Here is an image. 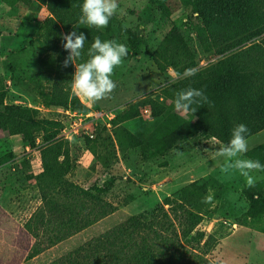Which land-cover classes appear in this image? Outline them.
<instances>
[{
  "label": "rangeland",
  "instance_id": "1",
  "mask_svg": "<svg viewBox=\"0 0 264 264\" xmlns=\"http://www.w3.org/2000/svg\"><path fill=\"white\" fill-rule=\"evenodd\" d=\"M170 1L173 4L180 0ZM116 2L112 40L125 44L129 50L128 36L134 32L143 34L145 44L141 55L123 58L122 64L114 69L111 78L116 88L108 97L92 102L72 89L88 111L116 115L129 103L183 78L169 67L158 70L146 52H154L174 27L189 39L197 53L199 68L219 59L203 54L189 24V13L179 6L171 4V14L163 17L160 8L149 0ZM49 16L40 3L29 6L18 0H0V88L6 93L7 104L36 109L38 118L54 120L58 117L55 109L40 104V92L49 91L54 79L53 57L46 53L43 43L42 27ZM193 18L195 22L202 21L197 13ZM149 117V109L145 107L136 118L119 126L136 133ZM112 132V128L103 124L98 126L91 139L95 141L94 153L86 148L84 135H74L68 141L66 156L65 179L71 184L90 195L96 194L95 188L110 185L102 195L107 203L106 217L27 260L35 240L24 224L42 207L35 178L41 172L42 143L38 138L36 146L30 148L20 137L0 130V159L9 156L0 166V264H49L123 225L132 216L158 214L156 208L165 200L184 201L202 219L182 242L185 259L170 252L159 264H264V214L256 216L251 211L243 193L248 188L246 180L238 171L221 172L223 158L215 154L221 143L215 139L189 140L165 156H158L138 141L121 151ZM262 143L264 130L247 139L248 151ZM242 158H247L246 153ZM251 175L255 184H264V171ZM207 195H212V201L202 202ZM164 211L171 216L176 229L178 223L169 206L164 205ZM40 232L44 234L43 230ZM39 241L48 239L42 236Z\"/></svg>",
  "mask_w": 264,
  "mask_h": 264
},
{
  "label": "trees",
  "instance_id": "2",
  "mask_svg": "<svg viewBox=\"0 0 264 264\" xmlns=\"http://www.w3.org/2000/svg\"><path fill=\"white\" fill-rule=\"evenodd\" d=\"M25 5L45 6L50 16L43 23V43L46 53L53 57V76L50 90L40 92V104L44 108L74 109L87 112V107L72 92L71 79L75 66L63 67L68 52L63 49L61 35L72 31L83 32L87 38L84 50L76 64L87 60V50L94 38L112 40V23L96 28L79 24L83 0H18ZM157 5L163 17L171 14L170 0H149ZM172 6L189 13V24L195 30L197 42L203 54L219 58L203 67L196 63L197 53L188 38L178 28H172L164 41L154 51L146 50L157 69L167 67L183 74L187 68H195V75L150 92L129 103L111 120L113 136L118 148L124 151L137 141L158 156H165L181 143L195 139H215L226 144L231 130L243 123L249 129L246 139L264 130V0H180ZM202 19L195 22L194 14ZM145 44L143 34L134 32L128 36L127 57H137ZM12 70V68H11ZM191 86L203 89L211 104L197 107L180 115L174 107L175 93ZM6 93L0 88V130L10 136H18L30 148L41 139V172L35 177L38 183L42 207L24 224L34 238L27 260L43 253L46 247L60 244L95 224L107 215V203L102 199L110 185L95 188L90 195L68 182L66 156L69 142L61 140L62 126L54 121L38 118L33 108L9 105ZM145 107L150 117L144 127L132 133L119 126L136 118ZM95 141L85 137L86 148L94 153ZM0 159V166L8 159ZM246 157L259 160L264 165V143L246 152ZM263 183L244 189L243 193L256 216L264 214ZM169 206L178 226L175 229L171 216L164 211ZM184 201L172 203L165 200L156 212H146L130 217L123 225L91 239L72 252L49 264H159L170 252L185 259L182 242L200 223L202 216L192 212ZM161 213V214H160ZM44 234L41 235L40 231ZM48 239L40 242L39 238ZM212 239L211 237L208 238ZM207 242L204 246H207Z\"/></svg>",
  "mask_w": 264,
  "mask_h": 264
},
{
  "label": "clouds",
  "instance_id": "3",
  "mask_svg": "<svg viewBox=\"0 0 264 264\" xmlns=\"http://www.w3.org/2000/svg\"><path fill=\"white\" fill-rule=\"evenodd\" d=\"M118 4L116 0H83L79 24H87L96 28L107 27L110 18L116 14ZM78 26H73L71 32L61 35L62 47L68 52L63 61V67L69 64L75 66V72L71 79L74 92L84 96L92 102H97L108 97L116 88V83L111 78L114 69L120 66L123 58L128 55V48L117 40H101L96 36L87 50V60L76 64L84 50L87 40L83 32L77 31ZM195 68H187L181 75L184 78L191 77L196 73ZM211 104L203 89L191 86L183 88L175 93L174 107L183 113L194 114L197 107ZM249 132L243 123L237 124L231 130V136L226 144H222L216 150V156L223 158L221 172L230 174L238 171L245 178L247 187L255 186V178L251 175L254 171H264V165L259 160L242 158L248 151L246 134ZM212 195H207L202 202L210 203Z\"/></svg>",
  "mask_w": 264,
  "mask_h": 264
},
{
  "label": "built area",
  "instance_id": "4",
  "mask_svg": "<svg viewBox=\"0 0 264 264\" xmlns=\"http://www.w3.org/2000/svg\"><path fill=\"white\" fill-rule=\"evenodd\" d=\"M51 111V109H48ZM58 114L54 121L62 126L59 138L64 141H71L74 135H84L93 139V133L100 124H103L107 129H111V120L115 115L107 114L102 111H87L79 112L71 108L53 110ZM43 119V118H42ZM45 120H48L45 118Z\"/></svg>",
  "mask_w": 264,
  "mask_h": 264
}]
</instances>
